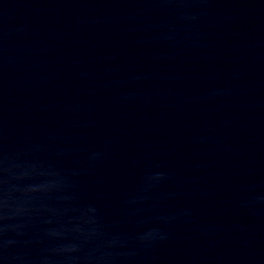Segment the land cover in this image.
Here are the masks:
<instances>
[{
	"label": "water",
	"instance_id": "1",
	"mask_svg": "<svg viewBox=\"0 0 264 264\" xmlns=\"http://www.w3.org/2000/svg\"><path fill=\"white\" fill-rule=\"evenodd\" d=\"M0 264H264V0H0Z\"/></svg>",
	"mask_w": 264,
	"mask_h": 264
}]
</instances>
